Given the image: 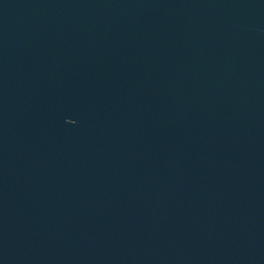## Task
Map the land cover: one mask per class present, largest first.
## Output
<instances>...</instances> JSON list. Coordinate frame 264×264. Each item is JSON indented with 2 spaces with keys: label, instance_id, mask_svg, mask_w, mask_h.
<instances>
[{
  "label": "water",
  "instance_id": "95a60500",
  "mask_svg": "<svg viewBox=\"0 0 264 264\" xmlns=\"http://www.w3.org/2000/svg\"><path fill=\"white\" fill-rule=\"evenodd\" d=\"M0 264H264V0H0Z\"/></svg>",
  "mask_w": 264,
  "mask_h": 264
}]
</instances>
